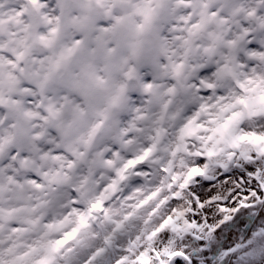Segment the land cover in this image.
<instances>
[{"label":"rangeland","instance_id":"374dc122","mask_svg":"<svg viewBox=\"0 0 264 264\" xmlns=\"http://www.w3.org/2000/svg\"><path fill=\"white\" fill-rule=\"evenodd\" d=\"M153 1L0 0V99L10 104L0 106V264H53L51 245L63 264H131L151 230L190 218L202 240L179 244L193 261L163 264H264L257 181L235 170L201 181L205 143L188 138L226 114L241 85L264 91V0ZM227 61L234 73L219 79ZM240 129L264 138V119Z\"/></svg>","mask_w":264,"mask_h":264},{"label":"trees","instance_id":"16d2710c","mask_svg":"<svg viewBox=\"0 0 264 264\" xmlns=\"http://www.w3.org/2000/svg\"><path fill=\"white\" fill-rule=\"evenodd\" d=\"M157 16L158 14L156 13L149 14L147 23L145 25L146 28L138 32V35L140 37L143 36L148 28L152 26ZM132 56H135V58H137V56L141 55L139 51H134ZM233 67L234 63L232 64L229 61L221 66H217L219 79H221V77L223 76L228 77V75H233ZM239 89L241 91H245L242 92L243 95L238 94V96L233 99L230 105L227 106L229 110L226 112V114H221L219 112L209 126L201 124L200 122L195 123L192 126V130L190 131V135L188 136V138H193L195 141L198 140L196 142H199L200 145H203L204 143V145H206V143H208L206 146H202L204 147V153L202 156L205 165L203 166L199 176V179L201 181L214 179L217 176L215 174L216 172L230 173L231 171L235 170L242 173L248 171V175L257 181V187L253 193V196L259 197L261 201L262 196H264V178L262 176L264 168L262 167L260 162L264 161V138L263 136H260L258 134H242L240 125L242 122L249 119V117H259L264 119V91H261L260 89L252 86L245 87L244 89V85L239 87ZM122 99L119 102L114 101L113 97H110L109 102L112 101V103L114 102L119 105L123 101ZM111 108V106L107 105V108H105V117H109L112 115ZM204 125L206 129H203ZM204 130H206V135L202 142L201 138H197L202 137L203 134H205ZM164 135V132H160L158 138H162ZM147 157L145 159H149ZM250 166L256 167V173L252 172L253 170L249 169ZM164 168H167V166H164ZM186 188V184L184 185L183 183H180L177 188L172 193H170V196L174 199H181L182 194ZM258 193H260L261 196L257 195ZM251 194L252 192H249L246 197H249V195ZM156 195L157 193L155 192L147 193L139 204L141 206L144 205V203L149 204L151 200L156 197ZM221 196V199H223V195ZM153 201L158 202L157 199ZM254 205V201L249 200L247 202H244L243 208L249 209L251 207H254ZM193 209L196 210L195 207ZM190 211H192V209H190ZM226 211L227 210L225 209V212ZM255 214L256 212H254V215ZM228 216L230 219V213L228 214ZM222 219L223 217L221 216L219 220ZM205 222L206 223H204V225L205 229H207V232L213 233V229L216 224H212L209 220ZM185 223V226H181V223L176 224L174 222V225L171 229L164 230L163 232L157 231L160 228L159 226L157 227V229L151 230L150 233L152 235L149 238H145L147 251H140L136 256V261L132 262L131 264H163V261L161 259L166 257H177L182 261L184 260L185 262L191 263L193 260L186 253L187 249L190 248L188 246L189 244L187 245L188 247H183L185 245H181L179 243H182V241L185 240H190V242H192L193 240H198L196 243H199L201 242L202 237L201 232L199 231L200 228H198V220H193L190 218L189 221L187 219ZM226 223L227 221H224L221 226H224ZM163 224H165V222H161L159 225ZM54 225L59 226L60 224L50 223L47 227L52 228ZM186 232L188 233L186 234ZM161 235L165 236L163 240H160ZM76 239L77 236L70 241L68 240L65 244H67V246H73L76 242H78L76 241ZM49 250L52 254H55L56 252L60 254V259L53 264H63L64 262H68L70 260V258L66 257L67 254H64L63 248L60 251L56 245H51ZM125 250L129 253L131 252V250L128 248H126ZM198 250L199 249L193 246L188 251H191L198 255ZM96 261L97 259H93V257L89 259L90 263Z\"/></svg>","mask_w":264,"mask_h":264},{"label":"water","instance_id":"95a60500","mask_svg":"<svg viewBox=\"0 0 264 264\" xmlns=\"http://www.w3.org/2000/svg\"><path fill=\"white\" fill-rule=\"evenodd\" d=\"M12 93H13L17 98H19V99H23V98H25V95H24L23 92L20 91V90L14 89V90L12 91Z\"/></svg>","mask_w":264,"mask_h":264},{"label":"flooded vegetation","instance_id":"af4514ba","mask_svg":"<svg viewBox=\"0 0 264 264\" xmlns=\"http://www.w3.org/2000/svg\"><path fill=\"white\" fill-rule=\"evenodd\" d=\"M2 82H4V81H2ZM11 91H12V89H10L9 90V93L11 94ZM12 95V94H11ZM0 100H2V99H0ZM6 100H3V101H0V106H2V107H7V106H9L10 104H8V102H6Z\"/></svg>","mask_w":264,"mask_h":264}]
</instances>
